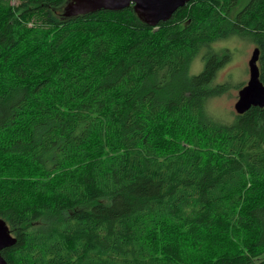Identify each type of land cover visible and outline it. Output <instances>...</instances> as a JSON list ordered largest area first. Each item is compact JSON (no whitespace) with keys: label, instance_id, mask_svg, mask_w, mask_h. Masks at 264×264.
Wrapping results in <instances>:
<instances>
[{"label":"trees","instance_id":"trees-1","mask_svg":"<svg viewBox=\"0 0 264 264\" xmlns=\"http://www.w3.org/2000/svg\"><path fill=\"white\" fill-rule=\"evenodd\" d=\"M67 1L0 0L1 255L264 264V106L206 108L229 88L214 42L258 47L264 85V0H189L155 26L132 4L66 17Z\"/></svg>","mask_w":264,"mask_h":264},{"label":"water","instance_id":"water-1","mask_svg":"<svg viewBox=\"0 0 264 264\" xmlns=\"http://www.w3.org/2000/svg\"><path fill=\"white\" fill-rule=\"evenodd\" d=\"M189 0H68L63 7V16H75L98 9L119 10L129 5L137 16L145 23L155 26L159 21L168 19L171 14ZM258 47L253 48L247 62L249 77L238 90V98L234 103L237 114H242L250 106H264V85L259 79L257 60ZM15 237L9 231L6 221L0 218V264H8L1 255V250L12 245Z\"/></svg>","mask_w":264,"mask_h":264},{"label":"rangeland","instance_id":"rangeland-1","mask_svg":"<svg viewBox=\"0 0 264 264\" xmlns=\"http://www.w3.org/2000/svg\"><path fill=\"white\" fill-rule=\"evenodd\" d=\"M13 3H17L18 0H12ZM212 48L227 49L229 57L224 65L219 69L215 82H227L229 84L228 90L220 96L211 98L207 103V113L214 119L221 122L231 121L234 114V103L238 98V90L242 87H237L239 84H246L249 72L247 62L250 58L251 52L254 48V44L243 41L239 38H230L228 40H220L212 44ZM204 48H202L198 54L192 60L190 66V73H199L204 66L202 54Z\"/></svg>","mask_w":264,"mask_h":264}]
</instances>
